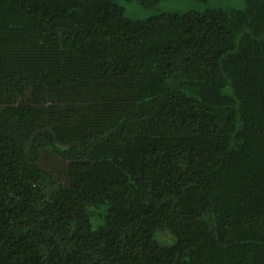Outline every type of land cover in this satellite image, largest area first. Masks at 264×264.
Wrapping results in <instances>:
<instances>
[{
    "label": "trees",
    "instance_id": "obj_1",
    "mask_svg": "<svg viewBox=\"0 0 264 264\" xmlns=\"http://www.w3.org/2000/svg\"><path fill=\"white\" fill-rule=\"evenodd\" d=\"M244 1L0 0V264H264V0Z\"/></svg>",
    "mask_w": 264,
    "mask_h": 264
},
{
    "label": "rangeland",
    "instance_id": "obj_2",
    "mask_svg": "<svg viewBox=\"0 0 264 264\" xmlns=\"http://www.w3.org/2000/svg\"><path fill=\"white\" fill-rule=\"evenodd\" d=\"M124 9L126 18L146 20L167 12L186 13L189 11H205L211 8L246 9L244 0H162L152 7H145L136 0H112Z\"/></svg>",
    "mask_w": 264,
    "mask_h": 264
}]
</instances>
